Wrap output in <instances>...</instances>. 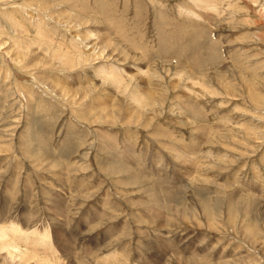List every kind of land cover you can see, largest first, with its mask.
Wrapping results in <instances>:
<instances>
[{
    "label": "rangeland",
    "instance_id": "374dc122",
    "mask_svg": "<svg viewBox=\"0 0 264 264\" xmlns=\"http://www.w3.org/2000/svg\"><path fill=\"white\" fill-rule=\"evenodd\" d=\"M214 2L0 0V223L55 248L26 264H264V0Z\"/></svg>",
    "mask_w": 264,
    "mask_h": 264
},
{
    "label": "bare ground",
    "instance_id": "6f19581e",
    "mask_svg": "<svg viewBox=\"0 0 264 264\" xmlns=\"http://www.w3.org/2000/svg\"><path fill=\"white\" fill-rule=\"evenodd\" d=\"M193 1L200 8H203L205 10L212 9V7H214V3H215L214 0H193ZM206 39L207 38L204 37L203 41L199 43V44H202V46H200L198 44L197 46H194L193 48H191V50H192V56H191L192 58L191 59L192 60H190V59L189 60L192 63L189 62V67L191 68V70H192L191 72H193V73L197 72L198 68H200L203 65L205 57L209 53H212V50H211L212 48H211L210 44H208V41H206ZM174 54L179 55V53H177L176 51H174ZM185 66L183 65L182 68L178 72L181 73V71L186 70ZM120 78L118 77L117 79L114 80V82L118 83L120 81ZM187 78L190 81L195 79L194 77L191 76V74L188 75ZM192 84H194V83L192 82ZM142 97H145V96L142 94H141V96L140 95L136 96L137 99L138 98L142 99ZM190 98L191 97H189V99ZM187 102L189 105V107L187 106V109L190 113V117L194 118L193 116H198L197 107H195V105L192 102H190V100H188ZM157 198H158V196L156 198L154 197V199H157ZM158 202H159V200H158ZM157 212H159V211H157ZM28 240L37 241L39 245L47 247L53 253L55 251V248H54V246L51 242V239L49 237V231L47 230L46 227L39 229V230L36 228L31 229V230H23L22 228H20V226L18 224H15L11 220L7 221L5 223L4 222L0 223V251H4L9 259H13L16 256V254L20 248L19 243H25ZM17 256H19L20 260L23 261L25 264L29 260H34V262L36 263L35 258H34L35 255H33L29 252L20 251V254L19 255L17 254ZM39 260H40V258H39ZM42 260H44V259H42ZM48 261H49V258H48ZM55 262H57V261L55 260ZM55 262L53 264L60 263V262H58V263H55Z\"/></svg>",
    "mask_w": 264,
    "mask_h": 264
}]
</instances>
